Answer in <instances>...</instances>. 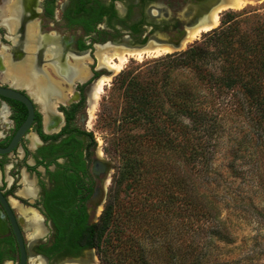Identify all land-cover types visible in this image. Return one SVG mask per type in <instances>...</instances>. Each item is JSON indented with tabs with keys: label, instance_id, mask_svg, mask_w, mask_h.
I'll return each mask as SVG.
<instances>
[{
	"label": "flooded vegetation",
	"instance_id": "af4514ba",
	"mask_svg": "<svg viewBox=\"0 0 264 264\" xmlns=\"http://www.w3.org/2000/svg\"><path fill=\"white\" fill-rule=\"evenodd\" d=\"M222 1L1 0L0 28L8 31V38L0 35V44L8 46L0 51V85L29 100L33 119L16 147L0 155V264L20 262L12 218L23 239L24 264L90 261L85 254L94 247L74 250L67 239L75 233L79 214L90 225L96 189L103 191L105 202L112 163L86 133L87 109L99 80L94 61L90 66L82 61L88 50L93 55V48L121 43L126 35L129 44L144 43L154 33L178 39L184 28L207 23ZM4 4L12 8L9 16L3 14ZM92 8L102 12L101 20L86 32L77 20L88 19ZM63 30L70 34L63 35ZM101 30L120 38L95 45L92 37ZM10 63L23 70L21 80L8 75ZM78 68L85 74L77 77ZM27 114L23 103L0 96L1 147ZM23 186L26 193L21 195Z\"/></svg>",
	"mask_w": 264,
	"mask_h": 264
},
{
	"label": "rangeland",
	"instance_id": "374dc122",
	"mask_svg": "<svg viewBox=\"0 0 264 264\" xmlns=\"http://www.w3.org/2000/svg\"><path fill=\"white\" fill-rule=\"evenodd\" d=\"M217 21L214 27L200 32L194 39L189 40L177 50L158 55H144L140 59L128 57L120 64L119 70H113L110 74L98 69L101 64L106 67L107 65L99 62L95 48H93V55L89 54L88 50L87 60L80 59L86 61L88 66L94 61L93 67L97 69V78L106 79L101 92L87 109L86 133L90 135L95 149L112 163L110 180L105 187V202L99 208L97 216L99 218L104 208L109 206V223L99 246L85 254L86 259L90 260L85 264H138L139 262L182 264V261L184 262L188 257L189 240L196 234L193 235L192 232L187 231L188 218L162 210L163 207L158 201V197H163L158 196L162 187L161 184L154 182L159 173L161 177L158 180L161 179L163 183L165 179L170 180L171 178L173 183H176L179 177L184 178L188 172H191L190 163L183 152L188 138L182 135L183 130L181 129L170 131L167 135L170 137L168 138L170 142L174 140L172 148L170 142L166 140L159 142L145 134L147 125H137L139 123L131 125L130 123L131 127L126 126L128 133L143 137L138 139L141 144L137 149L139 153L135 152V156L141 162L137 171L138 180H130L129 176L124 174L125 156H127L124 153L127 138H124L127 131L120 127V123L112 120L121 119L124 112L130 110L127 99L123 96V88L118 89L121 77L129 78L135 75L143 82L154 80V66L162 63H155V60L167 54L181 52L194 44L204 46L208 39V32L213 29L233 28L232 43L234 47H239L240 51H242V45L248 43L255 47V50L262 48L264 51V45H261L263 40L258 41L260 38L257 36L258 33L264 35V0H241L239 5L220 11ZM69 34L68 31L63 30V35ZM0 35L8 38V31L0 28ZM119 36L116 32L101 30L92 38L95 45H100L106 40L116 42ZM3 43L6 42L3 41ZM4 46L8 45L0 44L1 52ZM251 57L252 53L245 55L247 59ZM5 58L8 59V57ZM2 60L4 62V59ZM124 72H131L132 75L126 74L129 75L126 76ZM170 74L171 80L173 79L175 83L185 79L182 70L176 69ZM230 94L225 93V96L217 97L214 92L208 93L204 104L203 102L200 104L202 110L212 107L211 110L222 114L223 118V134L217 143L209 167L219 180L211 184L217 186L214 193L215 200L220 207L217 218L222 221L223 225L219 230L224 237L219 236L218 238L217 234V236L208 238L202 244L203 249L198 255L196 254L199 257L196 264H264V164L260 163L262 168L257 170L256 154L253 155V152H257L254 149H252L253 152L251 149L244 152L240 150L237 155L243 156L242 159L232 157L237 149L236 145H240V140L245 139L249 131V136L255 134L256 140L253 141L255 144L259 140L256 131L253 130V121H250L247 113L242 109L237 110L228 106L230 100L227 101V98ZM236 96L240 97L239 93ZM224 98L226 101L222 103ZM157 122L160 126L164 125V129L169 126L164 118L158 119ZM2 128L3 126L0 125V130ZM257 156L260 158L261 154ZM229 163L234 164L239 178L229 176ZM259 175L260 178L257 180ZM24 188L25 186L21 189V195L26 193ZM19 191H17L18 194ZM154 216H157L156 220L161 221L159 226H154ZM164 227L165 230L161 232ZM186 262L190 264L189 258ZM62 264L76 263L63 259Z\"/></svg>",
	"mask_w": 264,
	"mask_h": 264
},
{
	"label": "trees",
	"instance_id": "16d2710c",
	"mask_svg": "<svg viewBox=\"0 0 264 264\" xmlns=\"http://www.w3.org/2000/svg\"><path fill=\"white\" fill-rule=\"evenodd\" d=\"M92 9L94 10L86 12L87 16H92L91 19L88 17V19L77 20L86 32L93 31L96 22L101 20L102 12H98L96 8ZM84 13L81 15L83 16ZM232 36L233 28L213 29L208 32V39L204 46L194 44L181 52L167 54L155 60V63H162L154 66V80L143 82L135 75L129 78L123 76L119 80L118 89L123 88V96L127 99L130 110H126L121 119L114 118L112 121L120 123V127L125 128L126 131L128 128L126 126L130 123L131 125L137 123H139L137 125H147L145 134L159 142L162 140L170 142L167 133L176 129L183 130L182 135L188 138L183 152L190 163L191 174L188 172L184 178L179 177L176 183H173L172 178L165 179L163 183L161 179L158 180L161 177L159 173L154 182L161 184L162 187L158 192V196H163L158 197L162 210L188 218L187 231L192 232L193 235L196 234L189 240L190 253L186 259L189 258L190 264H196L199 259L197 255L204 247L202 244L208 238L217 234L218 238L224 237L219 230L223 225L222 221L217 218L220 211L214 194L217 186L211 184L218 178L209 167L217 143L223 134V118L222 114L211 110L212 107L202 110L200 104L202 102L204 104L208 93L214 92L217 97L231 93L227 98V101L230 100L228 106L237 110L242 109L247 113L250 121H253V130L256 131L259 142L257 144L253 142L256 140L255 134L249 136V131L248 138H242L240 145H236L237 149L232 157L242 159L243 156L237 155L240 150L244 152L247 149H254L257 152L254 153L252 150L253 155L256 154L257 170L262 168L260 163L264 164V51L262 48L255 50V47L248 45L250 43L242 45V51H240L239 47H234ZM257 36L260 38L258 41L263 40L261 45H264V35L258 33ZM250 53L252 57L245 58V55ZM176 69L182 70L185 78L177 83L171 80L170 74ZM124 74L132 75L131 72H124ZM238 93L240 97L236 96ZM225 101L226 98L222 103ZM160 118L166 119L168 128L164 129V125L158 124L157 120ZM182 119L187 121L184 122ZM128 132L124 138H127L126 148H124V153L127 155L124 174H127L130 180H138L137 171L141 162L135 156V152L139 153L137 149L141 144L138 139L143 137L131 135ZM173 142L174 140L170 142L172 148ZM260 154L261 159L257 156ZM233 163L228 165V174L231 178H239ZM259 178L260 175L257 180ZM104 209L98 220L91 225L86 224L85 215L79 214L78 219L74 220L75 233L67 239L72 249L99 246L110 219L109 206ZM156 217L154 216V226H159L161 221L156 220ZM164 230L165 227L161 232ZM186 259L182 261V264L187 263Z\"/></svg>",
	"mask_w": 264,
	"mask_h": 264
},
{
	"label": "water",
	"instance_id": "95a60500",
	"mask_svg": "<svg viewBox=\"0 0 264 264\" xmlns=\"http://www.w3.org/2000/svg\"><path fill=\"white\" fill-rule=\"evenodd\" d=\"M206 22V21H205ZM203 22V23H205ZM202 23V24H203ZM196 26H191V27H186L184 28L183 35L178 38V39H166L165 35L162 36V34L159 33H154V36H150L149 39L144 42V43H137V44H129V38L128 36H123L121 43H110V47H117V48H122V49H128V50H145L148 48H157L161 46H167L169 47L172 51L177 50L182 47L183 41L185 40L187 33L189 30L193 29ZM171 34H175V32H172ZM98 69H101L104 71L106 74H110L112 70L106 68L102 64L98 67ZM0 96L7 98V99H12L18 102L23 103L28 111L27 117L25 120L20 124V126L15 130V133L13 134L11 140L5 147L0 146V155L2 154H8L10 153L16 145L19 143L21 140L23 134L26 132V130L30 127L32 119H33V108L29 100L20 92H16L14 90H10V88L3 87L0 85ZM0 199L2 200V196L0 195ZM104 201V193L100 189H96L91 200L90 204L94 206V214L92 216L91 221H89V224L91 225L92 223L96 222V218L98 216V211L99 208H101L102 203ZM11 217V216H10ZM12 218V217H11ZM12 225L14 228L15 232V237L17 240V245L19 247V252H20V262L19 264H24L26 254L24 250V243L22 236L20 234V231L16 227V224L13 221L12 218Z\"/></svg>",
	"mask_w": 264,
	"mask_h": 264
},
{
	"label": "bare ground",
	"instance_id": "6f19581e",
	"mask_svg": "<svg viewBox=\"0 0 264 264\" xmlns=\"http://www.w3.org/2000/svg\"><path fill=\"white\" fill-rule=\"evenodd\" d=\"M240 1L241 0H225L224 2L222 1L216 7V9L211 11V14L209 15V20H207L208 21L207 23L200 24L199 26H196L193 29L188 31L187 36H186L185 40L183 41L182 46L186 42H188L189 40L194 39L196 37V35H198L200 32L208 31L209 29L214 27L218 22L217 21L218 20V13L225 8L233 7L235 5H239ZM8 3H10V2H8ZM2 11H3V14H6V15L8 14V16H9V14L13 13L12 8L9 7V5H7V4L6 5L4 4L2 6ZM12 30H14V27L12 28ZM169 51H172V50L167 46H161V47H157V48H148L145 50H128V49H122V48H117V47H108V48H103L101 50L98 49L96 56H98L100 63H105L107 65L108 69H110L112 71L113 70L117 71L121 67L120 64L125 62V60L128 57H134V58L140 59L141 56H144V55H158V54H162V53H167ZM76 67H78L77 64H76ZM75 72L77 74V77L85 74V73H83V70H81L80 68L76 69ZM7 73L14 80H21L24 72L16 64H10L7 67ZM105 80L106 79H104V78H100L98 80L97 84L95 85V89H94V93H93L94 94L93 99L96 98L98 93L101 92L102 86L105 84L104 83ZM22 210H24V209H22Z\"/></svg>",
	"mask_w": 264,
	"mask_h": 264
}]
</instances>
